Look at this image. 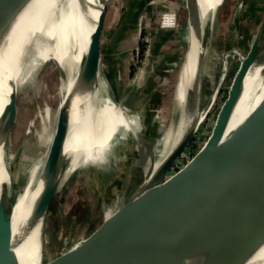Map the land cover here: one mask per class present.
Wrapping results in <instances>:
<instances>
[{"label":"water","instance_id":"water-1","mask_svg":"<svg viewBox=\"0 0 264 264\" xmlns=\"http://www.w3.org/2000/svg\"><path fill=\"white\" fill-rule=\"evenodd\" d=\"M17 1L0 0V20ZM195 2L185 0L189 31ZM109 3L103 6L92 31L84 77L77 86V98L91 92L99 77L101 50L98 43ZM122 23L117 30L121 29ZM3 29L0 27V32ZM191 36L190 32V47L195 41ZM6 44L7 40H0V84L7 89V102L0 112V170L4 165L2 147L13 120L16 96L11 77L3 80L9 74ZM201 48L195 58L193 79L187 81V88L199 85V91L196 94L193 89L187 90L183 105V109L190 112L197 97L191 126L182 130L171 151L154 169L148 161L131 168L118 211L99 234L92 235L89 241L78 246L71 260L55 256L51 264H243L263 251L264 122L256 129L241 134L237 133V128L229 127V123L249 72L264 62V19L246 55L242 57L211 136L186 164L173 170L175 162L195 136L201 119L198 102L204 42ZM93 53L95 56L92 58ZM57 66L62 83L66 78L65 69L58 62ZM142 87L133 86L126 91L119 97L118 105L123 108L130 93L138 92ZM74 112L75 104L69 100L64 115L65 136L72 125ZM60 128L58 119L39 176L40 190L33 201L29 220H25L26 232L33 229L40 219L44 220L67 166L69 153L65 149V136L54 149ZM150 137L145 132L140 138L150 140ZM146 148L149 161H152L154 150L148 145ZM19 242L11 224L7 186L0 183V264H19L15 253Z\"/></svg>","mask_w":264,"mask_h":264},{"label":"rangeland","instance_id":"rangeland-1","mask_svg":"<svg viewBox=\"0 0 264 264\" xmlns=\"http://www.w3.org/2000/svg\"><path fill=\"white\" fill-rule=\"evenodd\" d=\"M164 12L173 15L175 25L162 26L159 16ZM263 17L264 0H213L212 24L209 39L204 41L202 59L198 102L202 117L195 136L176 164H186L211 136L242 57L246 55ZM187 18L185 0H110L98 43L101 50L99 77L105 81L106 90L117 105L119 97L126 91L133 86H143L139 91L137 89L138 92L130 93L123 108L118 105L129 115L126 126L139 132V136L126 135L120 139L113 146L112 154L105 155L102 163L80 168L55 193L47 211L52 255L60 253L81 226L83 235H88L102 221L105 206L115 207L120 203L131 168L147 161V145L156 149L155 143L164 131L159 123L167 124L173 120L175 114L171 107L179 70L190 49ZM121 23L120 42L117 46L112 45L110 35ZM183 31L185 38L182 37ZM57 71L58 67L54 70L51 64L43 67L40 74L49 73V77L43 76V82L48 81L49 87L57 77L60 82ZM10 82L15 88L14 80ZM35 92L25 87L16 93L13 120L7 133L6 152L12 155L11 166L18 189L27 182L41 153L35 147L32 135L26 133L24 123L29 109L31 115L42 101ZM55 103L52 101L53 105ZM145 132L151 136L150 140L140 138ZM40 164L35 168L38 178L44 159ZM59 230L63 233L60 236L66 235L59 238Z\"/></svg>","mask_w":264,"mask_h":264},{"label":"bare ground","instance_id":"bare-ground-1","mask_svg":"<svg viewBox=\"0 0 264 264\" xmlns=\"http://www.w3.org/2000/svg\"><path fill=\"white\" fill-rule=\"evenodd\" d=\"M109 1L19 0L0 20L1 29L6 27L0 32V40H7L6 62L10 74L3 80H9L11 77L14 80L15 93L25 87H30L37 91L35 93H38L37 95L42 100L31 115L29 109L28 119H24L27 126L26 133L32 135V141L35 147L41 150V153L37 156V160L35 158L36 161H34L37 164L30 170L28 180L22 189H18L15 185L16 174L11 166L12 155H7L6 152V141L2 147L4 165L0 170V183L7 186L11 224L20 239L19 246L15 247L19 264H51V260L55 256H59L61 260L68 258V261L71 260L77 247L99 234L112 221L118 211L119 204L115 207L109 204L105 206L102 221L86 236L83 235L81 226L69 244L57 255L51 254L53 243L50 237L51 231H48L50 227L48 224L50 222L47 219L48 214L45 215L44 220L40 219L33 229L26 232V221L29 220L33 201L40 190V179L38 176L36 177L38 171L36 172L35 168L48 155L47 151L58 119L61 126L60 136L54 149L58 147L61 137L65 136L63 128L66 117L64 118V115L69 100L73 101V105L75 104V112L72 125L65 136V149L69 153V157L58 190L80 168L102 163L104 156L112 154L113 146L120 139L126 135L139 136V132L126 126L129 115L125 114L111 99L103 78L98 77L94 89L77 98V86L82 81L81 78L84 77V63L90 37L101 16L103 6ZM195 1L192 26L190 27L191 38H195V41L191 43L189 53L179 70V79L171 107L175 116L167 124L162 121L159 123L164 131L155 143L154 159L149 161L148 158L147 160L148 163L151 162L152 169L166 157L178 141L182 130L188 129L193 121L197 97L194 99V106L190 112L188 109H183V105L187 98V90L193 89L197 94L199 85L187 88V81H192L195 58L202 51L203 42L209 39L213 11V0ZM5 24L7 25L5 26ZM185 36L183 31L182 37L185 38ZM93 56L95 53L92 58ZM55 59L65 69L66 78L62 83H58L57 77L55 83L49 87L48 81L43 82V76L49 77V73L46 72L43 76L40 73L46 64L49 66L51 64L52 69L55 70L58 67ZM6 93L7 89L1 83L0 112L7 102ZM52 101L56 103L53 105ZM159 114L162 117V114ZM263 122L264 62L249 72L229 127L237 128V133L241 134L256 129ZM24 221L25 226L22 227L21 224L24 225ZM62 234V231L59 230V238L66 235L60 236ZM243 264H264V249Z\"/></svg>","mask_w":264,"mask_h":264},{"label":"built area","instance_id":"built-area-1","mask_svg":"<svg viewBox=\"0 0 264 264\" xmlns=\"http://www.w3.org/2000/svg\"><path fill=\"white\" fill-rule=\"evenodd\" d=\"M159 18H160V22H161V24H162V26H173V25H175V20H174V18H173V15L172 14H168V13H163L161 16H159ZM170 18H172V19H170ZM172 22V23H171ZM166 23V24H165ZM171 23V24H170ZM184 164L183 163H178V164H176V162H175V165H174V167H173V170H178L179 168H181L182 166H183Z\"/></svg>","mask_w":264,"mask_h":264},{"label":"crops","instance_id":"crops-1","mask_svg":"<svg viewBox=\"0 0 264 264\" xmlns=\"http://www.w3.org/2000/svg\"><path fill=\"white\" fill-rule=\"evenodd\" d=\"M118 28V27H117ZM117 28L112 32V34L110 35V42L112 45H118L120 40L119 38L122 36L123 34V26L121 27V29L117 30Z\"/></svg>","mask_w":264,"mask_h":264},{"label":"trees","instance_id":"trees-1","mask_svg":"<svg viewBox=\"0 0 264 264\" xmlns=\"http://www.w3.org/2000/svg\"><path fill=\"white\" fill-rule=\"evenodd\" d=\"M130 150H131V149H130ZM130 150H129V154L133 155V151H130Z\"/></svg>","mask_w":264,"mask_h":264}]
</instances>
